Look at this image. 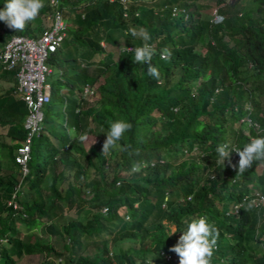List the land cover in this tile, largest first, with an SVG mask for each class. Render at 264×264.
I'll use <instances>...</instances> for the list:
<instances>
[{"label": "trees", "instance_id": "1", "mask_svg": "<svg viewBox=\"0 0 264 264\" xmlns=\"http://www.w3.org/2000/svg\"><path fill=\"white\" fill-rule=\"evenodd\" d=\"M208 1L60 0L67 6L66 36L48 60L57 63L61 57L66 68L50 82L43 130L40 140H32L18 210L7 200L19 179L14 155L25 136L27 107L12 90L0 94V126H7L8 137L0 140V264H16L33 253L44 254L39 264H56V259L61 264H179L170 249L200 216L220 233L211 264H264V202L246 210L252 185L264 192V161L241 175L236 152L231 164L217 166L215 151L225 141L242 149L264 135V0H214L213 9L222 16L217 22L212 11L203 13ZM5 3L0 0V9ZM45 4L39 16L50 11ZM175 5L183 11L173 14ZM131 27L150 33L148 42L157 50L151 64L160 71L159 80L147 75V62L134 63L125 51L143 43L126 35ZM119 30L124 41L116 51ZM36 33L31 22L15 31L0 21V43L13 34ZM165 47L172 51L167 61L160 59ZM86 83L94 92L83 97ZM57 106L62 121L49 129ZM247 117L257 125H247L245 132ZM117 119L133 125L119 142L127 151L103 155V132ZM70 129L77 139L69 138ZM81 134L99 135L102 142L86 145ZM80 157L93 167V177ZM60 162L71 175L64 189L57 186ZM137 164L140 171L133 172ZM233 204H239L237 212ZM84 206L92 210L85 221L72 218L58 228L49 223L65 208ZM42 223L67 239L61 248L34 235ZM170 224L175 233L170 234ZM119 239L137 243L112 250ZM88 241L93 257L82 251Z\"/></svg>", "mask_w": 264, "mask_h": 264}, {"label": "built area", "instance_id": "2", "mask_svg": "<svg viewBox=\"0 0 264 264\" xmlns=\"http://www.w3.org/2000/svg\"><path fill=\"white\" fill-rule=\"evenodd\" d=\"M127 3V0H122ZM50 11L47 13L49 24L44 30L37 32L34 36L26 34H13L3 43H0V73L3 71H13L15 77V94L21 98L27 107L26 115L23 119L25 136L19 140L15 149V161L18 164L19 179L13 187L7 204L18 210L22 208L19 201L21 189L25 177L30 172L29 159L31 157V144L33 138L40 135L43 130L44 106L50 100V83L47 81V74L50 72L48 59L50 53L55 51L66 36V19L63 6L60 0H48ZM183 11L179 6L172 7V13L177 14ZM222 16L217 9H213L211 20L220 21ZM102 44L103 41L101 42ZM94 89L90 83L82 86L83 97L91 96ZM249 122L257 125L250 118ZM101 143L100 139L96 140ZM68 144L65 145V149ZM236 148V147H234ZM237 149V148H236ZM249 194L250 201H255V206L264 202V192L254 188ZM239 204L232 205V211H238ZM103 207L102 211H105ZM6 241V239H3Z\"/></svg>", "mask_w": 264, "mask_h": 264}, {"label": "clouds", "instance_id": "3", "mask_svg": "<svg viewBox=\"0 0 264 264\" xmlns=\"http://www.w3.org/2000/svg\"><path fill=\"white\" fill-rule=\"evenodd\" d=\"M55 3V0H53ZM46 6L45 0H6L5 7L0 9V21H3L9 28L15 31H23L25 27L34 21ZM126 35L133 38H139L143 43L134 48L125 46V51L132 53L134 63H148L147 75L159 80L160 71L157 66H153L151 61L157 50L148 41L151 39L147 29L141 27H131ZM172 51L165 47L160 50L161 60H170ZM249 124L251 122L249 121ZM131 122L125 119H117L110 122L109 129L106 133V139L102 145V154L107 155L112 150L127 151L126 147H121L119 142L124 134L132 129ZM69 138L77 139L74 129L69 130ZM81 141L85 140L84 135H80ZM216 165L225 166L227 160L231 164V156L236 152L239 156L237 174H243L249 170L256 161H264V135L250 139L242 149H236L228 141L222 142L216 147ZM140 165H133L132 171H140ZM232 167H236L232 165ZM253 188L256 186L253 184ZM258 188V187H256ZM260 189V188H258ZM256 204L250 201L246 205V210L251 209ZM107 210H105L106 214ZM130 219V217H129ZM173 230L170 234L175 233ZM169 234V235H170ZM219 229L215 224L210 223L207 217L200 216L193 218L186 227V231L179 237L177 243L170 249L179 257V264H211L213 250L219 237Z\"/></svg>", "mask_w": 264, "mask_h": 264}, {"label": "rangeland", "instance_id": "4", "mask_svg": "<svg viewBox=\"0 0 264 264\" xmlns=\"http://www.w3.org/2000/svg\"><path fill=\"white\" fill-rule=\"evenodd\" d=\"M48 0H45V3ZM129 0H127L128 3ZM225 2H235L236 0H224ZM243 1V0H240ZM209 6L208 7H203V13H213V7H215L214 4V0H209L208 1ZM243 3V2H241ZM242 5V4H241ZM239 5V6H241ZM63 8L66 10L67 6L62 5ZM66 7V8H65ZM215 9V8H214ZM211 13V15H212ZM49 19L47 17V14L44 15H40L38 16L34 21H32V25L34 27L35 32H39L41 30H44V28H46L49 24ZM123 34L124 31L123 30H119L117 32H115V37L117 39V44L115 47H113V49H115L116 51H118V49L120 47H123ZM80 50V49H79ZM200 51H205L204 47H200ZM101 57V54H95L94 58L98 59ZM48 65L50 68V72L47 74V81L50 83L52 80L57 79L59 76L62 75L63 71L66 68V61L63 60V58L59 57L57 63H52L49 62L48 60ZM12 72V71H11ZM64 93H66L64 91ZM62 110H60V107L57 106L53 111H51L50 113V117L52 119L50 125H48L49 129L51 128H56L58 127V125L60 124V122L62 121ZM234 127H238L237 123L233 124ZM249 122L243 121L242 122V127L244 128L245 132H248V126ZM5 128L0 127V140H5L8 141V137H6L4 135ZM84 135L86 137L85 140H83V142L88 145L91 141H96L97 139H100L102 141V139L100 138L99 135H96L95 137L91 136L90 134H81ZM80 136V135H79ZM37 137V136H36ZM34 138L36 140V142L38 140H40L39 138ZM99 137V138H98ZM103 145V144H102ZM81 161L83 162V164L85 165V167L87 168V175L88 178H91L94 176V169L92 166H88L86 161L84 159H82L80 157ZM94 162L96 163V159L95 157H93ZM56 172L58 173L57 176V186L60 189H64L66 186L67 181L71 178V175L69 173L68 168L65 167L64 163H59L56 166ZM45 191V190H44ZM47 191V189H46ZM90 193L87 192V196H89ZM91 209L88 206H84L83 208H65L58 216H56L55 218H53L52 220L49 221L50 224H52L55 228H58L59 225H61L62 223L67 222L68 220L72 219V218H78L81 219L83 221H85L91 214ZM47 219V218H45ZM46 224L47 223H42L38 229H34L33 233L35 236L41 238V239H48L49 241H51L56 248H61L62 247V243L64 241H66L67 239L62 237L60 234L58 233H50L47 229H46ZM17 225L24 230L25 228L23 226L20 225L19 222H17ZM170 231H172L174 229V225L170 224ZM3 243H6V241L3 240ZM129 243L134 244L137 242H134L133 240L131 241L130 239H119L117 240L115 243L112 244L111 249L112 250H116L118 248V246H125L128 245ZM93 242H86V246L84 248V250H82L84 253H87L90 257L95 256V251H93ZM44 258V254L43 253H33V254H24L21 258H19L16 262V264H39ZM56 264H61V261L59 259H56V262H54Z\"/></svg>", "mask_w": 264, "mask_h": 264}, {"label": "crops", "instance_id": "5", "mask_svg": "<svg viewBox=\"0 0 264 264\" xmlns=\"http://www.w3.org/2000/svg\"><path fill=\"white\" fill-rule=\"evenodd\" d=\"M15 77L11 71H3L0 73V94L12 90V94L15 97H18L15 92ZM2 128H5V131L7 130V126H0ZM4 131V132H5Z\"/></svg>", "mask_w": 264, "mask_h": 264}]
</instances>
